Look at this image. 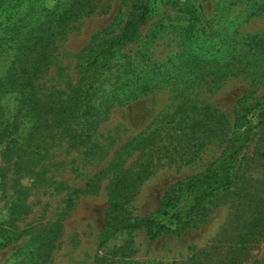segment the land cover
Masks as SVG:
<instances>
[{"label": "rangeland", "instance_id": "374dc122", "mask_svg": "<svg viewBox=\"0 0 264 264\" xmlns=\"http://www.w3.org/2000/svg\"><path fill=\"white\" fill-rule=\"evenodd\" d=\"M149 3L86 94L78 72L129 0H0V264H264L258 130L238 157L241 182L211 199L204 221L98 246L112 202L153 217L167 189L216 165L233 113L264 94V0ZM185 3L213 42L194 34ZM134 89L145 93L127 100Z\"/></svg>", "mask_w": 264, "mask_h": 264}, {"label": "trees", "instance_id": "16d2710c", "mask_svg": "<svg viewBox=\"0 0 264 264\" xmlns=\"http://www.w3.org/2000/svg\"><path fill=\"white\" fill-rule=\"evenodd\" d=\"M178 1L174 4H179ZM129 3L130 10L118 32L101 47L87 53L83 68L78 72L82 92L87 94L92 89L100 71L136 38L139 29L149 19L152 11L149 0H129ZM180 9L188 15L194 34L203 42H213L211 25L201 13L186 3ZM144 93L145 90L142 89L129 90L127 100L136 101ZM252 112L254 114L250 115ZM228 125L230 137L216 165L167 189L158 202L153 217H128L126 203L112 202L105 214L98 246L105 247L117 235L137 229H144L148 240L152 242L163 234L177 233L204 221L210 212L208 204L211 199L220 192L230 190L242 180L238 157L246 150L256 134L255 130L264 132V94L254 103L234 112Z\"/></svg>", "mask_w": 264, "mask_h": 264}]
</instances>
